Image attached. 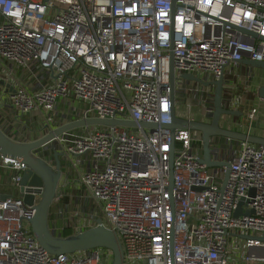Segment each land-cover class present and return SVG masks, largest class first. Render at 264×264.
<instances>
[{"label": "built area", "instance_id": "2783aa9c", "mask_svg": "<svg viewBox=\"0 0 264 264\" xmlns=\"http://www.w3.org/2000/svg\"><path fill=\"white\" fill-rule=\"evenodd\" d=\"M171 51L177 113L183 106L191 112L193 99L202 102L203 120L214 112L215 86L183 73L205 81L223 75V107L240 111L228 75L245 58L264 61V0H0V127L16 141H31L56 126L50 114L71 97L85 106L77 118L171 124ZM259 113L255 106L248 111L249 125ZM133 128L76 129L39 148L51 165L59 146L84 168L73 213L86 221L99 211L119 235L124 264H264V241L241 237L264 234V145L210 138L212 160L231 164L221 190L227 168L201 162L199 134ZM0 161L19 188L28 166L1 153ZM28 194L33 204L0 195V264L112 263L104 247L48 252L30 225L39 195ZM242 198L243 213L235 216ZM67 214L62 208L61 218Z\"/></svg>", "mask_w": 264, "mask_h": 264}, {"label": "water", "instance_id": "95a60500", "mask_svg": "<svg viewBox=\"0 0 264 264\" xmlns=\"http://www.w3.org/2000/svg\"><path fill=\"white\" fill-rule=\"evenodd\" d=\"M243 31H247L242 29ZM257 35L256 33H252ZM171 58V87H172V123L167 125H160L154 122L134 120H125L117 118H99V117H84L71 119L66 122H59L56 126H46L45 133L37 136L31 141H16L8 135L0 127V153L14 158L28 166V169L23 172L22 180L19 187V195L27 204L34 203V195L28 192H35L39 195V202L36 204V212L30 219L31 231L39 243L50 253H76L78 251L89 250L97 247H104L111 249L113 252V259L111 264H124V250L117 232L107 227L103 222L89 227L79 233L70 235H61L56 233L51 227L52 209L56 204V199L60 193L65 191V184L63 181L68 179L69 175L64 172L68 167V160L64 156L59 146H53L52 153L55 158V165H51L47 158L36 159L32 156L31 152L38 150L42 146L49 145L59 136L72 130L82 127L90 126H129V127H165L174 133L176 129H191L195 134H199L203 140V153L201 162L205 163L208 167L226 166L227 170L223 180L221 190H223L228 182L231 164L225 161H214L211 158L210 138L213 136L229 137L236 141L244 140L253 144L264 145V136H258L247 132L232 130L221 125L223 116H242L241 111H233L223 107V89H224V76L222 75L217 80L205 81L200 77L193 74L183 73L182 77L187 80H194L201 82L205 85H214V112L212 119L199 120L190 119L185 116H180L175 108V69H174V55L170 52ZM242 63L264 69V61H257L245 58ZM13 90V87L10 86ZM259 96L264 99V85L258 89ZM174 146L175 142L172 141V150L170 155V191L173 189L174 174H173V161H174ZM63 161V162H62ZM65 161V162H64ZM61 186V187H60ZM60 187V188H59ZM252 194L254 190H251ZM3 195L2 197H7ZM246 199L242 198L234 212L235 216L243 213L242 205ZM253 212V211H251ZM246 214H250L247 211ZM242 238L257 237L264 241V234L262 236H251L248 234L241 235ZM261 264V263H258Z\"/></svg>", "mask_w": 264, "mask_h": 264}, {"label": "crops", "instance_id": "0c3cea01", "mask_svg": "<svg viewBox=\"0 0 264 264\" xmlns=\"http://www.w3.org/2000/svg\"><path fill=\"white\" fill-rule=\"evenodd\" d=\"M228 78H233L235 80V85L233 88L234 94L242 99V103L239 105V110L245 111V116L236 115L229 118L224 117L223 122L226 124L225 126L231 128L232 130L264 136V99L259 96L258 92L259 87L264 85V69L243 63L237 68L233 69L232 73L228 75ZM70 99L71 98L61 99L58 102L56 109L50 114L55 118L54 122L52 123H56L57 125V122H59L61 119L66 122L71 119H76L79 116L81 111H78L79 113L77 112L79 108H75L71 102L72 99ZM254 106L258 107L260 113L255 119H253L252 124L249 125L247 122V113ZM182 114L185 117H190L193 119L195 116V113H192V111L190 112L187 109H184ZM32 115L36 116L40 122L43 121L40 113L35 112ZM83 170L84 168L81 166H78L77 168L75 167L76 174H70L68 179L63 181V185L65 184V191L60 193L61 197L58 201H56V204L52 209L53 213L51 215H53V217H51V219H54L51 220L52 227L56 229L57 233L60 232L61 235L76 234L96 224L94 223V219L96 217L92 219L90 217L86 219V221H83L81 215L73 213L75 209L79 208L76 198L78 193L82 191V187L78 182V177L79 173ZM13 175V170L0 166L1 196H19V188L14 186L11 181V177ZM62 208L65 211H70V214H67L64 218H61L62 215H60ZM95 215L98 216V213ZM65 223L69 226H67L64 231L62 227ZM77 225H82V227H77ZM239 262L242 263L243 261L239 260Z\"/></svg>", "mask_w": 264, "mask_h": 264}, {"label": "rangeland", "instance_id": "374dc122", "mask_svg": "<svg viewBox=\"0 0 264 264\" xmlns=\"http://www.w3.org/2000/svg\"><path fill=\"white\" fill-rule=\"evenodd\" d=\"M3 81H2V79H0V84L2 83ZM67 99H69V98H67ZM72 99V100H71ZM71 102H72V104L75 106V108H79V110H77V112L79 111H82L84 108H85V106L84 105H81L80 104V102L78 101V100H76L75 98H72L71 97ZM191 103L193 104V106H198V107H201L202 106V102L200 101V100H195V99H193V100H191ZM81 105V106H80ZM80 106V107H79ZM182 108H184V109H186V106H183ZM182 108H179L178 109V113H181L182 114V111L184 110V109H182ZM192 110V113H195V115L198 113V110L196 111V109H191ZM197 112V113H196ZM93 114V113H92ZM199 115H201V117H203V111L201 110L200 111V113H199ZM60 121H63V119H61ZM64 122V121H63ZM90 127H94V126H90ZM39 128H40V126H39ZM38 128V129H39ZM85 128L86 127H82V128H79L80 129V131H85ZM133 131L134 132H136L137 133V128L136 127H134L133 128ZM11 134H13L12 132H10L9 133V135L11 136ZM40 133L39 132H37L36 134H35V136H38ZM41 149V148H40ZM40 149H38V150H35V151H32L31 152V154H32V156L34 157V158H36V159H39V158H47L46 156H47V154H43V153H39V152H41L40 151ZM48 159V158H47ZM63 162V161H62ZM65 162V161H64ZM64 172L66 173V174H68V175H73V174H76V171H75V166L72 164V162H70V161H68V167L64 170ZM68 188H69V186H68ZM79 195V194H78ZM78 195H77V197H78ZM77 199V198H76ZM97 205V204H96ZM96 209H99L100 210V206L99 205H97L96 206ZM97 213H98V216L94 219V223H99V222H103L104 221V219L102 218V216H101V214H100V212L99 211H97ZM58 234H60V232H58Z\"/></svg>", "mask_w": 264, "mask_h": 264}, {"label": "trees", "instance_id": "16d2710c", "mask_svg": "<svg viewBox=\"0 0 264 264\" xmlns=\"http://www.w3.org/2000/svg\"><path fill=\"white\" fill-rule=\"evenodd\" d=\"M193 105V104H192ZM180 108H182V107H180ZM182 109H184V108H182ZM193 109H196V111L198 110V113L194 116V119H199V120H203V117H201V115H199V113H200V111H201V108L200 107H198V106H193ZM179 115L180 116H183V114H181V113H179ZM236 116V115H235ZM224 117H231V116H229V115H227V116H223L222 117V120H221V125L222 126H224V127H227V126H225L226 124L223 122V119H224ZM227 128H229V127H227ZM231 129V128H230Z\"/></svg>", "mask_w": 264, "mask_h": 264}, {"label": "bare ground", "instance_id": "6f19581e", "mask_svg": "<svg viewBox=\"0 0 264 264\" xmlns=\"http://www.w3.org/2000/svg\"><path fill=\"white\" fill-rule=\"evenodd\" d=\"M77 119V118H76Z\"/></svg>", "mask_w": 264, "mask_h": 264}]
</instances>
